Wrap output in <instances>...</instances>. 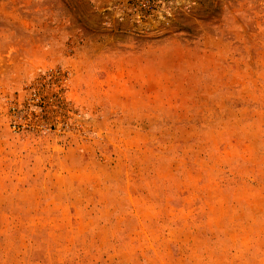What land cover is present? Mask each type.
<instances>
[{
  "label": "rangeland",
  "instance_id": "1",
  "mask_svg": "<svg viewBox=\"0 0 264 264\" xmlns=\"http://www.w3.org/2000/svg\"><path fill=\"white\" fill-rule=\"evenodd\" d=\"M0 0V264H264V0Z\"/></svg>",
  "mask_w": 264,
  "mask_h": 264
},
{
  "label": "built area",
  "instance_id": "2",
  "mask_svg": "<svg viewBox=\"0 0 264 264\" xmlns=\"http://www.w3.org/2000/svg\"><path fill=\"white\" fill-rule=\"evenodd\" d=\"M137 1V4L139 5V6H144V7H146V3H148L147 1H144V0H136Z\"/></svg>",
  "mask_w": 264,
  "mask_h": 264
}]
</instances>
